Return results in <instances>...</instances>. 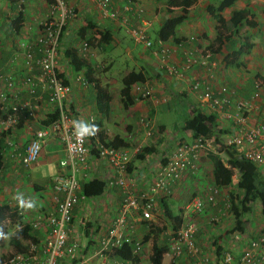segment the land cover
<instances>
[{
    "label": "crops",
    "instance_id": "obj_1",
    "mask_svg": "<svg viewBox=\"0 0 264 264\" xmlns=\"http://www.w3.org/2000/svg\"><path fill=\"white\" fill-rule=\"evenodd\" d=\"M49 1L0 0V90L4 78L11 72L25 74L22 54L17 49V45L21 41L36 39L39 24L45 20L48 13ZM111 1L121 13H124L123 6L127 4L132 8V12L139 7L143 8L141 23H145V26L137 20L135 13L127 12V14L131 16V25L144 27L151 40L157 39L156 31L165 18L180 13L179 8H172V12H168L166 0ZM67 2L73 14L67 18L62 27L58 45H56L57 71L62 80L71 87V97L64 101V107L71 114H78L80 119L92 116L99 128L100 138L105 144L124 148L130 152L127 175L132 178L131 187L135 193L149 186L153 177L152 173L157 164L162 162V156L166 155L176 143L193 139L191 131L182 129L183 123L193 112L201 111L213 116L215 124L213 134L218 139L217 141H223L227 135L233 133L232 121L220 116L206 103L202 104L198 100L197 92L189 89L193 78L205 79L214 88L225 85L229 90L227 97L230 103V110H228L230 113H233L232 109L237 100L249 98L255 77L260 76L264 81V0H236L231 7L219 10L224 19L230 16L232 10L245 6L249 7L253 13V20L257 25L246 33L253 47L250 51L240 55H237L238 44L242 43V36L245 34L236 37L223 32L222 41L220 40L221 47L214 50L218 45L215 36L219 23L207 13L206 6L211 3H207L206 0H198L188 8L186 19L176 27L175 37L162 41L160 49L155 46L147 48L141 43L134 42L127 34V26L122 24L121 19H102L95 0H67ZM18 11L22 13V21L15 29L11 22ZM106 31L108 40L106 42L97 41L96 37ZM257 31H262L258 41L256 40ZM150 32H154L153 37L150 36ZM126 40H129L135 47L142 45L144 48L134 53L128 46L123 47ZM84 42L87 43L85 48L82 46ZM108 48H122L126 56L123 58L130 61L129 67H126L117 79L110 73L115 54L106 55L103 59L99 56ZM206 50L211 51L212 54L208 60L215 63L214 65L207 64L203 67L195 62L191 64L190 70L184 71L180 77L169 74L168 68L172 65L180 68L186 61V56L199 57L200 52ZM72 53L76 55V59L84 62L87 69L84 66H74ZM12 55L19 57L14 66H9L8 60ZM36 55L38 56L34 53V56ZM130 71H140L145 76L143 82L149 85L152 94L146 99L132 101L127 105L121 99V79ZM38 72V67L34 65L28 70V73L33 75ZM83 80L86 84L82 82ZM99 94L108 98L106 105L102 102V108H99L97 103ZM36 96L40 98L39 101L43 107L35 115L28 117L25 111H22L18 114V121L13 127L2 128L0 126V132L4 133L3 164L0 169V205H8L17 214L3 221V229L5 222L9 225L14 224L16 229L29 224L31 227L29 233L35 238V244L40 247L46 236V229L43 225L33 228L31 221L36 216L49 215L55 211L52 177L56 172L65 171V169L59 166V161L64 158V146L55 136H50L45 140L38 159L29 167H23L16 162H19L17 157L23 153L32 133L43 124L45 125V121L52 119L53 106L46 103V92L42 90L41 84L36 87L34 96H30L26 88L20 86L17 96L12 99V102L17 104L24 100L34 101L33 98ZM6 101L7 104L10 102L8 96ZM171 102L173 105L170 104ZM258 104L257 111L243 110L242 112L247 116L249 125L259 122L264 112V83ZM177 105L185 108L184 117L179 121V125L174 124L173 126L180 128L183 134L177 132L165 136V127L154 121L155 109L163 107L165 111L174 110ZM7 129L8 132L5 131ZM7 140L15 147L9 146ZM144 146H153L154 151L137 158V153ZM136 148L138 151L135 152ZM210 153L216 154L212 151L203 152L197 160L196 169L187 172L174 185L171 194L157 196V207L151 221H142L135 212L130 213L123 227L135 241L140 242L141 249L139 253H133L132 246L124 245L120 250L112 251L107 255L106 264H150L149 255L153 242L166 249L162 255L161 264H173L174 262L192 264V261L184 256L176 260L170 259L169 234L171 232L160 211L163 204L170 206L173 213H180L182 220L191 218L197 224V230L194 233L195 242L200 254L207 256L211 264H224L222 258L219 260L215 258L214 252L217 244L223 250L229 248L232 251L230 264H239L240 246H243L256 233L264 230V218L261 216L259 203H254L251 212L242 216L246 219L249 214H256L251 223L245 225L243 220L242 233L246 239L240 244L231 243L230 247L227 246V242L231 239L229 229L232 228L234 217L229 221L223 218L226 214L222 204L224 198L228 197V193L235 191L236 183L232 181L230 186H221L220 194L216 197V204L209 205L204 202L201 212L192 213L186 207L194 196L204 198L208 187L214 182ZM222 155L224 156L223 152ZM259 173L264 178L261 171ZM113 176L112 167L103 158L97 156L94 149L90 148L87 155V168L81 170L77 176L81 185L93 178L105 182ZM58 196L61 195L58 194ZM121 200L122 197L115 188L105 186L100 194L85 196L73 206L67 243L77 242L80 245L77 257L78 260L85 261L83 264H100L101 259L98 257H93L94 261L90 262L91 252L97 248L99 238L118 217ZM175 200L177 213L170 203ZM29 202H34V206L29 207ZM210 217L216 218L217 225L212 226ZM158 220L161 223H158ZM163 224L165 229H160ZM21 242L29 243L28 240Z\"/></svg>",
    "mask_w": 264,
    "mask_h": 264
},
{
    "label": "built area",
    "instance_id": "obj_2",
    "mask_svg": "<svg viewBox=\"0 0 264 264\" xmlns=\"http://www.w3.org/2000/svg\"><path fill=\"white\" fill-rule=\"evenodd\" d=\"M95 1L100 17L112 20L121 19L122 24L127 26V34L134 42L141 43L147 48L154 46L158 49L162 48L163 42L160 39L151 40L144 27L131 25V16L127 14V12H132L129 4L123 6L124 13H121L111 0ZM143 11V8L139 7L132 12L135 13L140 23ZM72 14V8L67 0L49 1L48 13L45 20L39 24L36 39L21 41L17 45V49L22 54L25 74L11 72L4 78L0 90V110L5 112V117L0 120V126L8 128L17 123L20 112L25 111V114L30 117L43 107L37 96L33 98L34 101L24 100L21 103H13L12 99L17 96L19 87H25L28 94L34 96L36 87L41 84L42 90L46 92V103L53 106L52 113H56V117L32 133L23 153H20L17 159L23 167H29L38 159L45 140L50 136H55L64 146V158L59 161V166L65 169V171L56 172L52 177V191L56 202L55 211L49 215L36 216L31 221L33 228L43 225L46 229L44 241L40 247L31 243L26 252L11 254L5 264H83L85 262L78 260L77 257L80 245L77 242L67 243V234L73 206L85 198L77 176L81 170L87 168V155L90 148L94 149L96 155L103 158L114 171L112 178L103 181L104 188L105 186L113 187L122 197L118 217L99 238L97 248L91 252V257L101 259L100 264H106L107 255L112 251L120 250L124 245L132 246V252L139 253L140 242L135 241L123 227L127 217L130 213L135 212L140 220L151 221L157 207V196L171 194L174 185L187 172L196 169L197 160L203 152L212 151L221 156L220 147H233L239 156L251 161L264 175V112L261 115V120L254 125H249L247 116L242 114L243 110L257 111L259 109L258 103L263 86L262 78L257 76L253 79L251 95L246 100H237L234 103V113L228 111L230 110L227 97L229 90L225 85L214 88L205 79L193 78L189 89L192 92H197L198 100L202 104L206 103L220 116L232 121L233 133L227 135L223 141H216L213 134L209 138L198 136L191 141L176 143L166 155L162 156L163 158L161 157L162 162L157 164L152 173L153 177L149 186L145 190L135 193L131 187L132 178L127 175V166L131 158L130 152L124 148L105 144L100 138L99 128L92 116L85 120L96 125L95 134L83 139L76 137L72 122L80 119V116L71 114L64 107V101L71 97V87L62 80L57 71L56 45H58L62 27ZM141 24L146 25L145 23ZM86 45L87 43L84 42L83 48ZM34 53H37L38 56H34ZM211 54L210 50H206L200 52L199 57L188 55L180 68L172 65L168 68V72L180 77L184 71L190 70L191 64L195 62L203 67L207 64L214 65L215 63L208 60ZM18 57L12 55L8 60V65L14 66ZM33 65L39 69L36 75L28 73L29 68ZM82 82L86 84L85 80ZM151 94V88L145 82H135L130 87V96L133 101L146 99ZM7 96L10 99L8 104ZM7 144L13 145L8 140ZM136 151H138L137 148ZM237 179V171H234L231 181L237 183ZM220 188L218 184L212 183L204 194V198L194 196L187 204V209L192 213H198L203 209L204 202L209 205L216 204ZM222 208L225 213L228 212L230 208L228 197L224 198ZM210 220L215 221L216 218L212 217ZM196 230V223L191 218H185L177 230L169 234L170 259L184 256L190 259L192 264H211V260L207 256L200 254L194 237ZM242 232L232 231L227 246L230 247L231 243L240 244L246 237ZM238 256L239 264H264V230L259 231L250 237L243 246H240ZM221 258L224 264L231 263L232 255L229 248L224 250Z\"/></svg>",
    "mask_w": 264,
    "mask_h": 264
},
{
    "label": "trees",
    "instance_id": "obj_3",
    "mask_svg": "<svg viewBox=\"0 0 264 264\" xmlns=\"http://www.w3.org/2000/svg\"><path fill=\"white\" fill-rule=\"evenodd\" d=\"M198 0H166L167 11L172 12V8H179L180 13L177 15L169 16L163 20L161 25L156 31V38L161 41H168L175 37L176 27L181 24L187 15L188 8L191 7ZM236 0H219L216 5L208 4L206 6V11L212 18L219 23L217 25V32L215 40L218 42L217 49L221 47V36L223 32H228L233 36H240V34H245L242 36V43L238 44L237 55L243 54L250 51L253 47V43L249 42L248 33L251 29L256 27L257 23L253 20V13L249 7H243L240 9L232 10L230 16L224 19L219 12L225 8L231 7ZM22 13L18 11L14 20H12V27L17 29L21 24ZM96 37V36H94ZM97 41H107L108 32L101 33L100 36L96 37ZM222 41V40H221ZM212 51V49H211ZM76 55L72 53V59L74 60V66L82 67L87 69V66L80 59H76ZM76 67V68H77ZM87 75V74H86ZM145 81V76L140 71H130L128 74L122 77V88H121V99L124 104H130L133 100L130 96V87L135 82ZM99 99V100H98ZM97 103L99 108H102V102H108V98L105 95L99 94ZM100 99L102 101H100ZM5 112L0 110V120L5 116ZM56 117V113L52 114V119L45 121L48 123ZM213 116L207 115L201 111L193 112L182 125L183 130L191 131L193 138L198 136L209 138L213 135V128L215 124L213 123ZM8 132V129L5 130ZM3 135L0 132V169L3 164ZM217 141L218 139L215 138ZM107 144V143H106ZM154 151L153 146H144L137 153V158H141L144 154ZM219 152L224 154V156H219L217 154H209V158L212 163V175L214 182L221 186H230L231 179L234 171H237L238 179L235 185V191H230L228 193V200L230 202V208L228 210L234 216V224L229 230L231 233L234 230L242 232L244 229L243 221L241 219L242 215L251 212L252 205L256 202L260 205V213L264 218V178L259 173L256 166L241 156H239L233 147H220ZM104 182L93 178L87 182H84L81 186L82 194L84 196H95L100 194L104 189ZM163 203V202H162ZM162 216L165 217L166 225L170 232H175L177 228L181 225L182 219L181 215L173 213L172 209L163 204L160 209ZM17 214L12 211L8 205H0V241L5 231L3 229V221L6 218L14 217ZM163 226L160 229H165ZM29 224H24L21 227L14 230L8 239V243L14 249V253L26 252L29 244L36 242L35 238L29 233ZM22 240H28L29 243H22ZM214 244L215 241L213 240ZM215 248V247H214ZM165 247L158 245L153 242L151 247V254L149 255L150 264H161L162 255L165 252ZM224 250L219 244L216 245L215 258L219 260L222 257Z\"/></svg>",
    "mask_w": 264,
    "mask_h": 264
},
{
    "label": "rangeland",
    "instance_id": "obj_4",
    "mask_svg": "<svg viewBox=\"0 0 264 264\" xmlns=\"http://www.w3.org/2000/svg\"><path fill=\"white\" fill-rule=\"evenodd\" d=\"M206 1H207V3H211L213 5H216L219 2V0H206ZM261 33H262V31H260V32L257 31V39H256L257 41H258V39H260L259 36H261ZM150 36L153 37L154 36V32H150ZM253 38H254V36H253ZM126 46H128L131 50H133L134 53H138V52L142 51V49L144 48L142 45H138L137 47H135L132 43H130L129 40H126L124 42L123 47H126ZM124 53L125 52L123 51L122 48H116V49L108 48L105 52L99 54L101 59H103L104 56H106V55L115 54L114 57H113L114 60L111 63V66H110V68L112 69V71L110 73L112 75H114V77H116V79L119 78V76L122 74L124 69L126 67H129V65H130V61L129 60L126 61V59L123 58V57L126 58ZM3 71H5V70H3ZM119 83H120V81H119ZM263 83H264V81H263ZM170 104L173 105L172 102ZM175 107H177V108H174V110L171 109V110H168V111H165L163 107H156V109H155L156 111H155V114H154V121L156 123H158V124H162L165 127V134H164L165 136L167 134H169V135L176 134L177 132H180V133L183 134V131L180 128H174L173 125L174 124H178L179 121L183 120V117H184L183 111L185 110V108L183 106H178V105L175 106ZM232 110H233L232 112L234 113L235 110L234 109H232ZM16 162H17V164H19L18 161H16ZM175 202H176V200H175ZM175 202H170V203L173 205V210H175V212L177 213L178 212V209L176 207L177 202L176 203ZM225 214H226V216H223V218L228 219V221L232 220V217H234L229 212H226ZM255 215H256L255 213L254 214L251 213V214H249L248 218L243 219L241 217V219H242V221L243 220L245 221V225H246V224L251 223V222L254 221L253 216H255ZM242 216L244 217V215H242ZM158 223H161V222L158 220ZM210 223L212 224V226L217 225L216 224L217 221H211ZM4 224H5V226H4L5 233L2 236L1 241H0V264H5L7 259L9 258V256H11V254L14 253V249L8 243V239L10 237V234L14 230H16V228L14 227L15 225L13 224L14 225L13 226L12 223L9 225L7 222H5ZM231 226H233V225L231 224ZM7 228H10V229L8 230ZM244 239H246V237L243 238V240ZM23 241L26 242V240H23ZM229 251H230V253L232 255V251L230 249H229ZM90 258H92L90 262H93L94 261L93 257H90ZM176 259H178V258H175L174 260H176ZM173 264H176V262H174Z\"/></svg>",
    "mask_w": 264,
    "mask_h": 264
},
{
    "label": "clouds",
    "instance_id": "obj_5",
    "mask_svg": "<svg viewBox=\"0 0 264 264\" xmlns=\"http://www.w3.org/2000/svg\"><path fill=\"white\" fill-rule=\"evenodd\" d=\"M72 126L75 136L80 139L94 135L96 131V125L85 119L73 120ZM28 206H34V202H29Z\"/></svg>",
    "mask_w": 264,
    "mask_h": 264
}]
</instances>
